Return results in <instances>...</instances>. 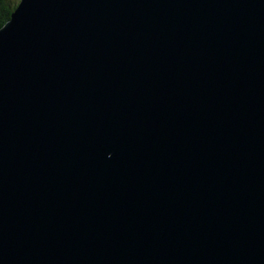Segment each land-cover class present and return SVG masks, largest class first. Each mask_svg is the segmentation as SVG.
Listing matches in <instances>:
<instances>
[{"label":"water","instance_id":"water-1","mask_svg":"<svg viewBox=\"0 0 264 264\" xmlns=\"http://www.w3.org/2000/svg\"><path fill=\"white\" fill-rule=\"evenodd\" d=\"M0 264H264V0H19Z\"/></svg>","mask_w":264,"mask_h":264},{"label":"trees","instance_id":"trees-1","mask_svg":"<svg viewBox=\"0 0 264 264\" xmlns=\"http://www.w3.org/2000/svg\"><path fill=\"white\" fill-rule=\"evenodd\" d=\"M19 0H0V28L9 20Z\"/></svg>","mask_w":264,"mask_h":264}]
</instances>
